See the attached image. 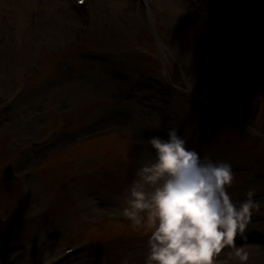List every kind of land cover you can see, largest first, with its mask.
I'll return each mask as SVG.
<instances>
[{
    "label": "rangeland",
    "instance_id": "374dc122",
    "mask_svg": "<svg viewBox=\"0 0 264 264\" xmlns=\"http://www.w3.org/2000/svg\"><path fill=\"white\" fill-rule=\"evenodd\" d=\"M50 1L0 0L12 13L0 36L9 33L5 24L18 27L6 44L0 37V217H26L0 225V264H42L67 248L81 252L63 264H144L143 230L96 226L121 213L146 141L169 128L202 157L231 163L234 202L254 188L255 211L264 213V144L254 122L264 123V0H96L84 9ZM39 11L47 14L36 18ZM188 84L239 127L203 106ZM17 156L23 163L9 186ZM87 169L97 175L61 188ZM250 235L236 244L246 243L248 264H264V216L252 217Z\"/></svg>",
    "mask_w": 264,
    "mask_h": 264
},
{
    "label": "clouds",
    "instance_id": "9594fccd",
    "mask_svg": "<svg viewBox=\"0 0 264 264\" xmlns=\"http://www.w3.org/2000/svg\"><path fill=\"white\" fill-rule=\"evenodd\" d=\"M123 190L121 216L147 234L144 264H219L229 259L248 264L246 228L259 208L252 188L238 204L228 188L235 176L231 163L201 156L178 129L147 141ZM127 264V260L124 261Z\"/></svg>",
    "mask_w": 264,
    "mask_h": 264
},
{
    "label": "bare ground",
    "instance_id": "6f19581e",
    "mask_svg": "<svg viewBox=\"0 0 264 264\" xmlns=\"http://www.w3.org/2000/svg\"><path fill=\"white\" fill-rule=\"evenodd\" d=\"M75 16H72V19H74ZM68 33V32H67Z\"/></svg>",
    "mask_w": 264,
    "mask_h": 264
},
{
    "label": "snow or ice",
    "instance_id": "6c2138e0",
    "mask_svg": "<svg viewBox=\"0 0 264 264\" xmlns=\"http://www.w3.org/2000/svg\"><path fill=\"white\" fill-rule=\"evenodd\" d=\"M81 3H83V0H81Z\"/></svg>",
    "mask_w": 264,
    "mask_h": 264
}]
</instances>
